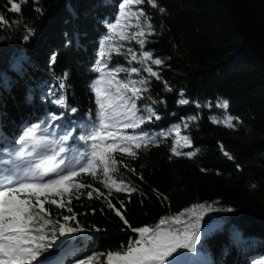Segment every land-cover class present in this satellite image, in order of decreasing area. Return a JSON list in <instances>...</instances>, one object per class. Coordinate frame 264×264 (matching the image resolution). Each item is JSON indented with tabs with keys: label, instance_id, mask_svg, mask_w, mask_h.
<instances>
[{
	"label": "trees",
	"instance_id": "16d2710c",
	"mask_svg": "<svg viewBox=\"0 0 264 264\" xmlns=\"http://www.w3.org/2000/svg\"><path fill=\"white\" fill-rule=\"evenodd\" d=\"M70 2L78 19L66 10L69 0H28L22 13L10 11L8 0H0V13L9 21L0 24V147L29 124L42 131L73 134L96 122L99 110L92 85L98 76V60L110 65L116 81H136V87H143L137 101L139 114L147 116L151 108L160 119L146 120L141 126L156 142L139 149L136 158L121 156L118 151L114 154L133 169L130 172L118 165L114 177L136 191L113 188L109 194L101 180L90 174L76 178L91 187L81 189L68 204L79 221L70 223L83 231L61 261L76 264L98 253L99 259L94 261L98 264L107 261L108 251L121 250L138 238L108 208L111 201L133 227L154 226L161 217L175 216L193 204L232 209L204 219L198 253L187 254L195 264H252L248 250L253 245L252 251L256 247L264 262V66L242 49L221 0H156L166 9L164 13L148 0L130 5L129 11L144 9L146 32L147 23L153 25L152 32L141 37L143 46L137 39L117 43L104 39L116 35L107 29V23L119 17L124 0ZM25 36H29L27 41ZM145 50L163 63H141ZM53 52L57 54L55 63H50ZM133 54L136 61L131 59ZM148 66L160 79L147 72ZM132 67L140 71L131 73ZM145 78L147 83L142 85ZM57 98H65L68 108L54 104ZM181 98L189 104L180 105ZM224 100L228 101L226 108L220 107ZM73 107L76 113L70 111ZM229 122L234 126L228 127ZM185 136L190 146H185ZM174 147L195 155H176L171 151ZM45 208L61 222L57 213L70 214L67 207L45 204ZM62 250L54 246L44 255L57 256Z\"/></svg>",
	"mask_w": 264,
	"mask_h": 264
},
{
	"label": "snow or ice",
	"instance_id": "6c2138e0",
	"mask_svg": "<svg viewBox=\"0 0 264 264\" xmlns=\"http://www.w3.org/2000/svg\"><path fill=\"white\" fill-rule=\"evenodd\" d=\"M27 2L28 0H8L11 5L9 10L22 13V5ZM148 2L153 7H158L160 13L166 12L163 6L157 5L156 0H148ZM144 3L145 0H124V3L120 5L119 17H113L115 22L109 21L107 29L111 33L117 34L121 40L137 39L143 46L145 39L141 37L150 34L153 25L149 21L146 25L148 30L146 32L145 25L142 23V17L145 15L144 9L139 8L134 12L127 9L130 5L139 6ZM65 7L72 17L79 18L78 11L70 0ZM36 11L43 13L42 8H37ZM0 24H9L3 13H0ZM132 28L136 29L135 33L130 31ZM29 32L34 34L32 30ZM64 35L67 37L68 33L66 32ZM24 39L27 41L29 36H25ZM104 39L109 40L111 37L106 35ZM67 43L71 44L72 40H68ZM115 51L119 52V48H116ZM129 52L131 53L132 49H129ZM56 55L55 52L52 53L50 63H55ZM104 55L105 52L102 50L100 56ZM109 58H111L110 53ZM131 59L136 61L137 56L133 54ZM147 61H153L155 65L163 63L160 58L153 59L151 51L145 50L141 63ZM104 67L107 68V64ZM96 70L100 71V68ZM146 70L152 76L160 79L159 74L151 66H148ZM120 71H124V69H120ZM139 71L140 69L137 67L130 69L131 73ZM136 83V81H132L131 84L122 81L114 83V77H102L94 82L92 90L95 92V102L99 106V125L97 126L95 121L90 122L91 132L87 136L79 137L82 141L91 140L93 143L89 157L85 158V154L81 153L83 163L77 161L78 168L68 167L62 158L59 165H64L63 168L46 167L39 171L38 176L33 175L31 178L27 170L17 169L15 173L3 177L4 183H0V264H56L54 256L51 254L45 256L44 253L54 246L58 249L66 248L67 241H74L77 235L83 231L79 227H73L70 223L75 221L79 224V221L76 220L75 215L71 214L73 209L68 207L73 195L80 192L81 189L91 187V185H85L76 179L82 173L100 179L104 187L109 190V194L113 188L117 192L136 191L134 187H129L123 179L114 177L113 174L119 172L118 165L128 168L130 172L133 171L127 164H124L122 159L117 160L114 154L118 151L121 156L127 155L136 158L139 149L156 142L155 138L149 137V134L141 126L145 124L146 120L160 119L155 111L148 108L147 105L145 108H148L150 114L147 116L138 114L140 109L137 106V101L145 89L136 87ZM140 83L146 84L147 78ZM60 87L63 88L64 85L61 84ZM181 95L183 96V93ZM29 99H31L30 96ZM177 102L180 105L189 104V100L185 98H181ZM53 103L68 108L65 98H57ZM220 107H228V101H222ZM70 111L76 113L77 109L73 107L70 108ZM55 118L60 119L58 116ZM191 119H196V117H191ZM231 119L232 117H229V121ZM120 126L124 129H140L141 135H124L119 130ZM233 126L232 123H228V127ZM176 127L177 135H179V126ZM27 136L32 137L33 133L28 131ZM19 139L25 141V146H27L28 142L24 135H21ZM62 139L69 140V134H65ZM183 140L186 147L190 146L191 141L187 136L183 137ZM171 151L176 155L189 157L195 155L192 151L181 153L175 147ZM225 155L228 153L225 152ZM98 171L99 176L97 175ZM50 173H55V176L53 177ZM44 177H48L47 180ZM96 191L99 192V189ZM87 195L92 197V191H88ZM100 195L103 196L104 193H100ZM76 198L78 199L79 196L76 195ZM46 203L59 209L67 207V212L70 214L57 213V216H62L63 222H61L59 218L52 217L49 210L45 208ZM107 203L108 208L115 211L116 216L123 221V224L133 233L138 234V238L131 239L123 249L108 251L105 254L107 264H195L194 258L187 253H198L197 244L201 241L200 229L204 216L208 211H232V209L209 208L205 204H193L175 216L161 217L154 226L133 227L120 208H117L111 201ZM93 211L95 210L93 209ZM98 259L99 254L93 253L87 255L85 259L77 260L76 264H94V261H98Z\"/></svg>",
	"mask_w": 264,
	"mask_h": 264
},
{
	"label": "water",
	"instance_id": "95a60500",
	"mask_svg": "<svg viewBox=\"0 0 264 264\" xmlns=\"http://www.w3.org/2000/svg\"><path fill=\"white\" fill-rule=\"evenodd\" d=\"M243 50L264 66V0H221Z\"/></svg>",
	"mask_w": 264,
	"mask_h": 264
},
{
	"label": "rangeland",
	"instance_id": "374dc122",
	"mask_svg": "<svg viewBox=\"0 0 264 264\" xmlns=\"http://www.w3.org/2000/svg\"><path fill=\"white\" fill-rule=\"evenodd\" d=\"M115 40V39H113ZM106 63L102 62L98 65V68H100V70H102V74L100 75L99 80L102 77L108 78V77H112L111 76V70L107 69L104 67ZM108 66V65H107ZM106 69V70H105ZM123 119V118H121ZM119 130L122 134L126 135V133L123 130L124 129L122 126L119 127ZM20 153H18L17 155L15 154H11L8 158V163H6L5 168L1 171L0 175V183H4L3 181V177L5 175H11L15 172H12L13 167L16 168H21V169H29V165L31 166V170L33 171V173L39 174V171H42L43 169H45L46 167H53L56 166L58 168H63L64 165H59L58 163L53 164L54 160L52 159L51 156V152L50 150H44V149H38V150H34L32 151H27L25 152L24 150H20L18 151ZM34 153V154H33ZM59 158V157H58ZM64 158V157H62ZM65 165H67L70 168H74L76 166V163L69 160H65ZM8 169L9 172H6L5 170ZM48 204V203H46ZM50 205V204H48ZM51 206V205H50ZM54 206V205H52ZM219 213L213 212V211H208L207 214L204 216V219H206L207 221L213 217H215L216 215L218 216ZM252 264H264V262H261L259 259V256H255L253 257V261H251ZM100 264H107L106 261H102Z\"/></svg>",
	"mask_w": 264,
	"mask_h": 264
}]
</instances>
